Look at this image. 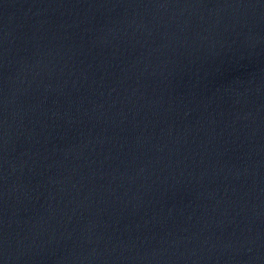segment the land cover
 I'll list each match as a JSON object with an SVG mask.
<instances>
[{
	"label": "water",
	"instance_id": "water-1",
	"mask_svg": "<svg viewBox=\"0 0 264 264\" xmlns=\"http://www.w3.org/2000/svg\"><path fill=\"white\" fill-rule=\"evenodd\" d=\"M0 264H264V0H0Z\"/></svg>",
	"mask_w": 264,
	"mask_h": 264
}]
</instances>
